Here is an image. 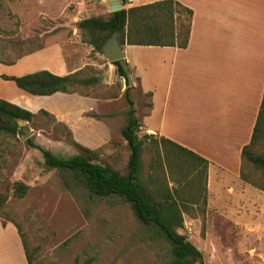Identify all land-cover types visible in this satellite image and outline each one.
Segmentation results:
<instances>
[{
    "label": "rangeland",
    "instance_id": "rangeland-1",
    "mask_svg": "<svg viewBox=\"0 0 264 264\" xmlns=\"http://www.w3.org/2000/svg\"><path fill=\"white\" fill-rule=\"evenodd\" d=\"M226 1L233 4V16L236 9H243L240 13L242 18L247 17V30H264V0ZM79 2L83 1L0 0V61H14L56 41L68 48L84 43L83 30L77 22L109 10L105 0H84L85 6ZM203 3L204 0H194L196 6ZM77 4L81 5L76 7ZM88 57V62L106 65L99 69L85 66L83 75L98 74L104 81L80 86L79 92L111 99L99 104L101 112L110 114L104 120L109 137L100 146L88 148H99L101 158L124 170L128 156L120 138L127 109L124 77L111 72L107 78L108 60L101 52L92 50ZM135 81L131 76L130 96L140 115L148 106V97ZM58 122L56 118L37 115L20 125L19 136H0V191H6L14 180L29 186L24 197L8 199L6 221L9 218L19 227L26 247L34 254V264H164L170 256L167 242L137 220L123 198L90 195L70 172L46 168L41 152L25 142V132L31 130L28 137L32 142L54 155L76 154L73 135L68 137ZM138 134L148 133L140 128ZM252 150L263 153L264 139ZM149 157L145 146L144 165ZM244 165L247 177L257 180L259 171L247 161ZM248 184L243 189L235 184L234 191L212 186L208 190L206 182L204 214L198 204L183 213V227L178 232L202 252L204 264H264V191ZM67 239L70 241L64 245Z\"/></svg>",
    "mask_w": 264,
    "mask_h": 264
},
{
    "label": "crops",
    "instance_id": "crops-1",
    "mask_svg": "<svg viewBox=\"0 0 264 264\" xmlns=\"http://www.w3.org/2000/svg\"><path fill=\"white\" fill-rule=\"evenodd\" d=\"M152 1L156 0L127 4ZM178 1L193 11L186 47L122 45L130 78H136L141 93H150L151 105L136 113L140 128L205 158L208 190L212 186L234 191L235 184L248 188V182L240 178L241 150L250 142L264 92V30H247V17L240 13L243 9H236L233 16V4L226 0H204L198 6L194 0ZM92 50L86 43L68 48L56 41L13 62L1 61L0 98L32 113L45 110L64 123L81 145L100 146L109 137L104 121L109 113L101 112L99 104L111 99L61 91L32 95L2 77L40 70L65 76L85 66H105L88 62ZM107 65V78L111 72L119 75L116 65L109 61ZM0 264H27L16 226L10 221L3 225L1 219Z\"/></svg>",
    "mask_w": 264,
    "mask_h": 264
},
{
    "label": "trees",
    "instance_id": "trees-1",
    "mask_svg": "<svg viewBox=\"0 0 264 264\" xmlns=\"http://www.w3.org/2000/svg\"><path fill=\"white\" fill-rule=\"evenodd\" d=\"M122 5L118 11L79 20L77 27L83 30L82 41L102 53L104 41L117 32L122 45L126 43L186 47L192 22L191 8L178 0H156L129 6H126V0H122ZM112 63L117 66L119 76L125 78L126 73L119 61ZM2 77L14 81L19 89L32 95H50L56 91L80 93V86H92L99 82L96 74L83 75L82 70L65 76L40 70L21 76ZM123 95L127 109L125 124L120 129V138L128 150L124 170H119L107 159L101 158L99 148L90 149L73 139L72 145L78 152L67 157L54 155L34 144L29 137L25 142L41 152L46 168L70 172L90 195H117L123 198L134 217L167 242L170 256L164 264H204L202 252L184 234L179 233L178 229L183 227V213L190 211L189 206L201 205V213L204 214L208 161L164 136L149 133L139 135L141 124L127 80ZM146 95L149 97L150 93ZM147 105L151 104L148 102ZM37 115L55 120L54 116L45 110L34 114L0 98V136L17 137L18 133H21L17 120L29 122ZM105 116L109 117L110 114ZM58 124L67 136L72 138L67 126L62 122ZM260 139H264V92L250 142L241 150L240 170L242 180L264 191V152L257 154L252 150V146ZM145 146L150 151L146 165L142 159ZM244 161L249 162L255 171H259L257 180L247 177ZM28 187L24 181L14 180L6 191H0V219L3 225L7 219L8 199L24 197ZM8 220L18 230L27 264H34V254L26 247L19 227L11 219ZM69 241L67 239L63 244L66 245Z\"/></svg>",
    "mask_w": 264,
    "mask_h": 264
},
{
    "label": "water",
    "instance_id": "water-1",
    "mask_svg": "<svg viewBox=\"0 0 264 264\" xmlns=\"http://www.w3.org/2000/svg\"><path fill=\"white\" fill-rule=\"evenodd\" d=\"M97 2L101 0H95ZM108 3V10L109 12L118 11L122 8V0H105ZM102 55L105 59L109 62L119 61L120 65L122 66L123 70L126 73V77L124 78L123 84L126 85V80L130 81V74L128 71V67L124 62V50L122 48V44L120 43L119 35L117 32L111 34L103 43L102 47ZM118 72V69H117ZM18 125L24 123L23 120H17ZM31 130L27 133L25 132L24 139L30 135ZM19 136V134H18Z\"/></svg>",
    "mask_w": 264,
    "mask_h": 264
},
{
    "label": "built area",
    "instance_id": "built-area-1",
    "mask_svg": "<svg viewBox=\"0 0 264 264\" xmlns=\"http://www.w3.org/2000/svg\"><path fill=\"white\" fill-rule=\"evenodd\" d=\"M127 2H133L134 0H126Z\"/></svg>",
    "mask_w": 264,
    "mask_h": 264
}]
</instances>
